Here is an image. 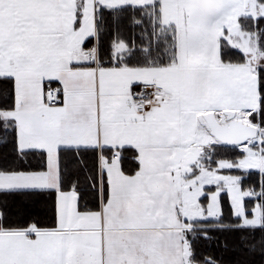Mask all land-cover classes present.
Returning a JSON list of instances; mask_svg holds the SVG:
<instances>
[{"label":"snow or ice","instance_id":"snow-or-ice-1","mask_svg":"<svg viewBox=\"0 0 264 264\" xmlns=\"http://www.w3.org/2000/svg\"><path fill=\"white\" fill-rule=\"evenodd\" d=\"M213 232L264 264V0H0V264H222Z\"/></svg>","mask_w":264,"mask_h":264},{"label":"trees","instance_id":"trees-1","mask_svg":"<svg viewBox=\"0 0 264 264\" xmlns=\"http://www.w3.org/2000/svg\"><path fill=\"white\" fill-rule=\"evenodd\" d=\"M123 29H124V35L127 37L131 34L129 28H128V21L127 19L123 22ZM220 156H223L224 158H234L233 153L226 150H221L218 153ZM233 173H236L237 175H241L240 171H233ZM249 186H255L257 190H259V177L258 174L251 173L246 177H242V187H249ZM9 214H15L18 211H23L25 214H35L43 216L42 210L39 208L31 207V206H24L21 207L16 202H10L8 207L5 209ZM224 218L225 222H228L229 220V207L227 203L224 205ZM212 236V239L210 240H204L201 239L196 244V252L199 259L203 260L205 257L212 258L218 261H221L222 264H229V262H233L237 259L239 256L242 259H249L250 264H260V256L259 254H256L252 258H246L243 257L242 254L234 252L233 246L239 243V234L238 233H230V232H213L210 234ZM257 236H259V233H257ZM227 242L228 244V250H225L223 245Z\"/></svg>","mask_w":264,"mask_h":264},{"label":"rangeland","instance_id":"rangeland-1","mask_svg":"<svg viewBox=\"0 0 264 264\" xmlns=\"http://www.w3.org/2000/svg\"><path fill=\"white\" fill-rule=\"evenodd\" d=\"M234 171H237V170H234ZM231 174H235V175H237L236 173H233V172H232Z\"/></svg>","mask_w":264,"mask_h":264}]
</instances>
